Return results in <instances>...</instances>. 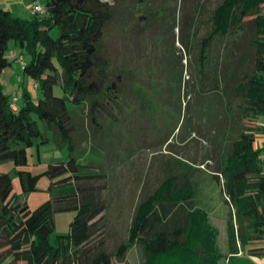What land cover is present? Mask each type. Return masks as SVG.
<instances>
[{
  "label": "trees",
  "instance_id": "trees-1",
  "mask_svg": "<svg viewBox=\"0 0 264 264\" xmlns=\"http://www.w3.org/2000/svg\"><path fill=\"white\" fill-rule=\"evenodd\" d=\"M35 1L45 12L31 13L28 19L0 9V74L10 64L4 52L13 42L27 56V62L22 57L24 76L41 91L34 102L25 90L13 111L0 83V164L24 167L28 149L53 140L59 148H68L69 158L46 167L48 190L73 187V191L31 211L26 202L13 197L11 176L0 174V264L121 263L132 247L140 249L141 264H220L225 254L218 229L195 204V170L178 159L137 205L126 242L113 254L104 249L99 222L106 208L102 193L111 180L106 167L111 147L103 134L106 126L119 122L125 93L123 72L112 69L100 51L111 6L103 0H31L32 4ZM262 7L264 0H218L206 18L209 30L199 41L194 59L200 95L215 94L226 113L238 99L243 119L253 123L241 129L213 171L229 209V256L240 251L264 255V147L254 146V136L264 135ZM54 28L55 39L50 36ZM247 33L249 39L240 43V36ZM54 86L62 88L63 96L53 95ZM136 90L140 109H152L145 93ZM81 114L88 127L76 123ZM33 115L43 123L44 132ZM172 136L166 138L167 145ZM86 152L97 155L99 162L82 160ZM16 173L24 193L35 191L38 176ZM66 211L75 213L69 232L57 236V246H52L54 212Z\"/></svg>",
  "mask_w": 264,
  "mask_h": 264
},
{
  "label": "rangeland",
  "instance_id": "rangeland-1",
  "mask_svg": "<svg viewBox=\"0 0 264 264\" xmlns=\"http://www.w3.org/2000/svg\"><path fill=\"white\" fill-rule=\"evenodd\" d=\"M103 1L111 6V17L103 27L100 51L112 69L123 72L125 91L124 109L117 116L119 122L106 126L103 134L106 145L109 143L111 147L107 156L110 162L106 163L111 180L102 193L106 208L99 222L104 249L113 254L119 244L126 242L137 205L158 187L164 179V169L175 166L176 159L195 170V204L210 216L211 224L219 232V246L224 249L229 209L213 171L231 141L243 127L253 123L243 119L237 108L238 99L231 102V112L226 113L220 98L210 92L202 96L196 86L195 54L199 41L209 30L206 18L218 0ZM31 5V0H0V9L23 19L30 18ZM50 36L54 39L58 36L56 28ZM248 39V33L239 38L240 43ZM4 55L10 64L0 74L3 93L9 99H20L26 90L36 102L41 98V91L23 74L22 57L27 62L25 51L10 42ZM135 87L145 93L152 109H140ZM53 95L63 96L62 88L54 86ZM32 118L44 132L43 123L36 115ZM75 121L88 127L82 114ZM47 133L51 139V131ZM171 133L173 136L167 145L165 140ZM254 137V146L264 147V135L257 133ZM68 158V148H59L51 140L47 145L28 149L24 167L17 168L12 162L1 163L0 174L11 176L13 197L26 202L33 211L53 197L73 191V187H66L50 192V181L43 175L48 165ZM81 159L99 162L97 155L88 152ZM17 170L38 176L35 191H22ZM74 215L72 211L54 212V230L49 238L52 246H57V236L68 234ZM141 260L140 249L132 247L123 262L113 260V264H141Z\"/></svg>",
  "mask_w": 264,
  "mask_h": 264
},
{
  "label": "crops",
  "instance_id": "crops-1",
  "mask_svg": "<svg viewBox=\"0 0 264 264\" xmlns=\"http://www.w3.org/2000/svg\"><path fill=\"white\" fill-rule=\"evenodd\" d=\"M223 253L225 254V258L220 264H264V255L252 256L240 251L237 255L229 256L226 247L223 249Z\"/></svg>",
  "mask_w": 264,
  "mask_h": 264
},
{
  "label": "built area",
  "instance_id": "built-area-1",
  "mask_svg": "<svg viewBox=\"0 0 264 264\" xmlns=\"http://www.w3.org/2000/svg\"><path fill=\"white\" fill-rule=\"evenodd\" d=\"M45 12V8L43 7L42 4H40L38 1L33 2L32 7H31V13L32 14H43ZM18 102V99L16 97H13L11 99V109L13 111L16 110V104Z\"/></svg>",
  "mask_w": 264,
  "mask_h": 264
}]
</instances>
